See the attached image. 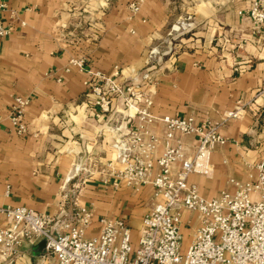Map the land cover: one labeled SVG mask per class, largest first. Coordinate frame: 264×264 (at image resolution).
<instances>
[{
	"label": "crops",
	"instance_id": "obj_1",
	"mask_svg": "<svg viewBox=\"0 0 264 264\" xmlns=\"http://www.w3.org/2000/svg\"><path fill=\"white\" fill-rule=\"evenodd\" d=\"M134 1L141 3L132 16ZM249 1L7 0L1 16L14 30L0 39L3 204L46 213L53 226L70 219L76 205L92 208L88 236L104 216L124 217L132 229L142 226L153 204L152 187L115 189L98 172L102 162L116 159L110 127L123 112L122 99L114 100L112 112L100 113L86 95V73L62 72L60 81L47 75L79 56L91 71L111 74L118 68L127 83L149 73L156 115L217 121L225 110L244 105L243 115L220 130L227 143L212 154L213 174L189 180L205 198L230 189L231 178L254 180L255 165L264 161V34L237 13ZM17 96L30 97L24 135L8 118ZM192 140L186 137L189 152ZM182 230L187 243L193 228L183 224ZM20 250L15 264H36V252L28 245Z\"/></svg>",
	"mask_w": 264,
	"mask_h": 264
},
{
	"label": "built area",
	"instance_id": "obj_2",
	"mask_svg": "<svg viewBox=\"0 0 264 264\" xmlns=\"http://www.w3.org/2000/svg\"><path fill=\"white\" fill-rule=\"evenodd\" d=\"M140 3L129 4L132 16ZM7 8V0H0V39L14 30L1 16ZM237 13L264 34V0H250ZM188 25L181 22L183 27ZM86 62L85 56L72 57L62 70L47 75L60 81L62 72L86 73V95L100 113L112 112L114 100L122 99L123 112L110 127L116 159L102 162L98 172L102 182L115 189L123 185L152 187L153 204L142 217L137 242L124 217H101L98 231L88 236L94 219L92 208L76 205L70 219L53 226L55 219L48 214L5 205L0 195V264L17 263L23 255L20 247L40 240H45V248L35 256L36 264H264V161L255 165L254 180L231 178L230 189L211 198L202 197L198 185L189 180L191 175L213 174L212 154L227 143L220 130L243 115L244 105L225 110L217 121H199L192 114L156 115L149 73L140 82L127 83L118 68L105 74L88 70ZM29 104L30 97L17 96L8 110L20 135L29 130L25 121ZM188 136L193 137L191 152ZM75 188L80 189L78 185ZM9 193L6 188L4 195ZM183 224L193 228L188 243Z\"/></svg>",
	"mask_w": 264,
	"mask_h": 264
},
{
	"label": "water",
	"instance_id": "obj_3",
	"mask_svg": "<svg viewBox=\"0 0 264 264\" xmlns=\"http://www.w3.org/2000/svg\"><path fill=\"white\" fill-rule=\"evenodd\" d=\"M83 160H82V163H83ZM28 247L31 252L33 253L36 252L35 255H37L39 254V252H41L45 248V240H41L36 244H29Z\"/></svg>",
	"mask_w": 264,
	"mask_h": 264
},
{
	"label": "rangeland",
	"instance_id": "obj_4",
	"mask_svg": "<svg viewBox=\"0 0 264 264\" xmlns=\"http://www.w3.org/2000/svg\"><path fill=\"white\" fill-rule=\"evenodd\" d=\"M141 229H142V226H141L140 228L136 227L135 229H132V230H133V240H134L135 242H137V239H138V236H139V234H140ZM188 242H189V241H188ZM188 242H187V243H188ZM50 264H55V263L53 262V263H50Z\"/></svg>",
	"mask_w": 264,
	"mask_h": 264
}]
</instances>
